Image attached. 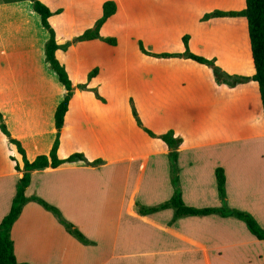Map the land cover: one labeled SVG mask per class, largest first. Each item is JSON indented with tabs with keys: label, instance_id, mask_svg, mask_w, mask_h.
<instances>
[{
	"label": "crops",
	"instance_id": "1",
	"mask_svg": "<svg viewBox=\"0 0 264 264\" xmlns=\"http://www.w3.org/2000/svg\"><path fill=\"white\" fill-rule=\"evenodd\" d=\"M105 1L92 0V20L80 35L102 16ZM131 2L116 0V14L101 28L102 36L117 38L116 45L92 39L57 50L74 85L58 158L81 153L86 160L34 170L26 189L28 197L57 206L93 244L80 242L50 211L30 201L12 228L17 260L21 264H264V241L236 217L186 216L171 223L172 208L146 215L136 210V203L155 206L169 200L174 186L169 148L137 124L132 101L147 128L158 135L173 130L183 139L178 166L187 205L223 206L216 177L221 167L227 178L228 206L250 212L264 228V108L259 83H219L206 64L154 57L140 48L142 42L150 52L183 53L188 35L193 53L215 59L229 74L252 77L256 66L247 17L203 20L215 10H242L246 0ZM24 4L28 20L15 21L14 13L5 17L0 12V18L7 20L0 23L7 31L2 32L5 27L0 25L1 38L11 43L0 48V109L12 138L33 161L53 148L58 132L55 112L67 89L45 62L49 31L34 32L41 16L32 1ZM48 6L54 12L58 9ZM60 9V15L49 20L63 45L66 41L60 38L56 19H65L67 10ZM36 33L42 35L37 43ZM25 39L28 47L14 43ZM96 68L97 74L90 78ZM33 79L36 84L29 85ZM20 81L19 86L13 84ZM23 108L27 109L23 126H14L16 113ZM40 110L48 113L47 122V115L37 116ZM96 160L101 163L92 164ZM18 164L24 169V156L0 126V223L11 210L23 174Z\"/></svg>",
	"mask_w": 264,
	"mask_h": 264
},
{
	"label": "trees",
	"instance_id": "2",
	"mask_svg": "<svg viewBox=\"0 0 264 264\" xmlns=\"http://www.w3.org/2000/svg\"><path fill=\"white\" fill-rule=\"evenodd\" d=\"M34 10L41 16V21L44 27H46L50 32V38L46 43V57L47 61L50 63L51 68L57 73L59 80L66 87L67 94L58 105L55 112V124L57 127V137L55 139L53 148L50 154L39 155L35 160L30 161L26 156V151L23 148L20 141L12 138L11 133L8 129L7 123L4 118V114L0 110V126L2 131L9 137L10 141L17 145L18 150L24 156V169H21L19 164L16 168L23 172L18 185L16 195L13 199L12 207L10 212L3 218L0 223V264H21L15 254V244L12 238V228L15 222L19 219L25 205L30 201H36L41 204L45 209L50 211L58 221L67 229V231L78 239L83 244H93L85 234L82 232L75 223L68 220L62 213V211L55 205L47 202L46 200L38 197L32 196L28 197L26 195V189L31 183L32 180V171L37 169L44 168H56L66 162H73L80 159L86 160L85 156L81 153H76L71 155L69 158L60 159L58 158V148L60 145V136L61 129L64 126L65 117L69 109L70 101L74 95V85L69 76V73L66 67L60 62L56 56L58 49L62 48L67 50L74 42L92 40V39H101L112 45L118 43L115 37H104L101 34V28L108 21L110 17L116 14L118 6L115 0H107L103 4V14L96 21L93 28H89L84 31L81 35L77 36L73 40L66 42L63 45L58 44L56 39V31L50 23V17L54 14L51 8L45 4L42 0H32ZM62 12V9H59L56 13ZM218 16H245L249 22V31L252 43L253 57L256 66V74L252 77L240 76L238 74H229L223 70L220 66L216 65L215 59H209L204 56L197 55L190 50L189 47V36L184 37L185 51L183 53H153L146 50L144 44L140 43L141 50L150 56L159 57V58H169V57H182L190 58L196 60L200 63L206 64L213 68L216 79L219 83H226L229 85H235L239 82H245L249 80H255L259 83L260 93L264 108V0H246V8L242 10H215L211 13H207L203 20L210 19L212 17ZM98 72V68L94 69L89 77L92 78ZM80 88L88 89L87 84H80ZM103 101H106L97 90L92 89ZM133 115L137 121V124L143 128L148 134L152 137L162 139L169 148V159L171 164V180L174 186L173 196L158 205L155 206H146L141 203H136V210L142 215L155 213L165 209H174V217L171 223H174L176 220L186 216H198V215H211V214H220L224 217H236L246 223L249 230L254 234L258 239L264 241V228L260 226L256 218L248 211L230 208L227 204V190H226V174L223 168L219 167L216 170V177L218 182V191L220 198L222 200V207H206V208H197L189 206L185 203L183 199L182 188L180 184L179 176V148L183 143L181 137L176 136L173 130H169L164 134H156L151 129L147 128L137 111L134 102L132 101ZM101 160H96L92 164H100Z\"/></svg>",
	"mask_w": 264,
	"mask_h": 264
},
{
	"label": "rangeland",
	"instance_id": "3",
	"mask_svg": "<svg viewBox=\"0 0 264 264\" xmlns=\"http://www.w3.org/2000/svg\"><path fill=\"white\" fill-rule=\"evenodd\" d=\"M25 1H32V0H0V12H2L5 17H7L5 15V13H14L13 18H14L15 21H20L22 19L24 21L25 20H28L26 17L23 16L24 14L27 13V9H26L27 7L24 4ZM124 1L127 2L129 5L132 3L131 2L132 0H124ZM47 2H48V4H50L52 6V8H58L55 12L53 11L54 12L53 15L57 14L56 16H59L61 12L60 13H56V12L61 7L62 8H66V10H67V14L65 16V19L64 18H59V17L56 19L57 20V23L59 24V28L58 29H59L60 38L63 39V40H65L66 42L70 41V37L72 39H74L77 36H79L81 29L84 26H86L87 24H89L90 21L92 20V17H91L92 14H93V7H92L93 2H92V0H47ZM16 14H18V15H16ZM6 21L7 20H5L4 17L3 18H0V23L1 22H5L6 23ZM67 22L73 23L74 26H72L71 28L69 26H66L67 25ZM0 25H4V27H5V29H1L2 32H4V33L7 32L6 31V24H0ZM93 27L94 26L89 27V28H93ZM42 28L44 30L43 31V34H44L45 31L46 32L49 31L46 27L43 26L42 21H41V17H40L39 18V24H36L35 23V26H33V30H34V32H36V31L37 32H42L41 31ZM53 28H55V27H53ZM89 28H87V29H89ZM48 33H50V32H48ZM36 35H37V33H36ZM4 36L8 37V34L7 35H4ZM107 37H115V36H107ZM41 38H42V35H40V33H39V35H37V38H35L36 39V42L35 43L41 41ZM14 43L15 44L18 43L21 46H27V47L29 46L28 44H30V42H29L28 39H25V41H21V43L19 41L18 42L15 41ZM5 45L11 46V43H9V40L2 39L1 38V35H0V48H4ZM44 47H45L44 54L46 56V44H45ZM45 62L46 63L48 62L47 61V57H45ZM39 67L40 66H38V68ZM49 67H51V66H49ZM245 67L246 66H242V65L236 66V68H240V69H243ZM38 75L41 76V69L39 70ZM30 80H31V78L28 79V80H26V81H30ZM22 82L23 81H20L18 83H14L13 82V84H16V85L19 86ZM35 84H36V80L33 79L32 83L29 84V85H35ZM28 91H29V94H30V91L31 90H28ZM27 98L29 100V97H27ZM42 103H44V100H42ZM29 108H30V105L27 104V109L29 110ZM27 109H24V108L21 109L18 114L15 111L16 116H18V117L15 118V121L13 120L14 126H16V125L17 126H23L21 119H22V116L24 114H26V113H24V111H27ZM42 110H40L39 112H36L37 113V116L47 115L46 116L47 119H45V121L47 122L48 119H49V115H48L47 112L44 113V111H42ZM2 113H3V111H2ZM4 118H5V116H4ZM5 121H6V118H5ZM6 123H7V121H6ZM7 126H8V123H7Z\"/></svg>",
	"mask_w": 264,
	"mask_h": 264
}]
</instances>
